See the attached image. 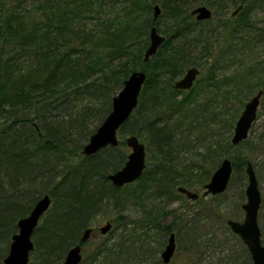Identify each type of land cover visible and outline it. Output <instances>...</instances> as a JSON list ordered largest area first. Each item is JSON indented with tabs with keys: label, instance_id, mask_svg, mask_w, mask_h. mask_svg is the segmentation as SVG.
Listing matches in <instances>:
<instances>
[{
	"label": "trees",
	"instance_id": "1",
	"mask_svg": "<svg viewBox=\"0 0 264 264\" xmlns=\"http://www.w3.org/2000/svg\"><path fill=\"white\" fill-rule=\"evenodd\" d=\"M156 5L162 9L154 20ZM198 6L220 13L243 8L235 18L199 23L190 14ZM258 14L264 15V0H0V261L17 233V222L45 195L51 205L40 220L43 225L34 231L29 264H62L90 228V220L104 208L108 213L122 209L124 197L138 201L150 190L167 202L184 199L177 192L183 185L178 179L192 176V168L183 173L173 165L178 161L174 133L184 127L174 118L197 90L192 88L176 102L173 85L168 84L171 95L166 97L162 84L173 83L184 69L200 67L201 60L206 65L207 57H214L203 82L217 98L228 102L231 96L238 99L242 89L253 88L264 98V76L253 80L263 63L221 82L217 75V57L223 60L236 53L244 63L251 46L264 44V20L259 28L254 19ZM163 20L164 30H159ZM152 27L165 41L144 63ZM213 39L216 56L209 47ZM198 48L202 55L197 59ZM229 50L233 53L227 54ZM136 71L145 74V82L136 109L118 134L131 133L142 144L149 142L153 163H146L135 183L116 189L107 177L126 162L125 139L90 157L81 152L94 132L87 129L90 121L101 125L112 99ZM226 80L235 84L225 85ZM199 107L201 127L217 122L228 132L234 128L236 113L224 121L207 102ZM200 133L206 140V131ZM224 144L218 142L215 150L208 147L207 153L218 154ZM231 159L233 171H243L248 163ZM157 220L152 211H143L140 223L153 230ZM108 223L125 229L128 221L118 215ZM160 231L172 233L167 224Z\"/></svg>",
	"mask_w": 264,
	"mask_h": 264
},
{
	"label": "rangeland",
	"instance_id": "2",
	"mask_svg": "<svg viewBox=\"0 0 264 264\" xmlns=\"http://www.w3.org/2000/svg\"><path fill=\"white\" fill-rule=\"evenodd\" d=\"M233 11L234 8L231 7L225 10L224 13L215 14L213 22L229 18ZM263 18V14H258L254 17L260 23L257 24L259 28L263 26ZM91 24L93 22H90L87 27H90ZM157 25L159 30H164V20ZM209 47L213 56L218 55L214 39L210 42ZM197 51H199V48L196 49L194 54L195 56L197 55L198 59L199 57L201 58L202 54L199 53L198 55ZM246 52L247 54L243 57L244 63L239 61L241 58L240 56H236V53L230 58H223V60L221 56L217 57L219 59L218 64L220 65L217 75L220 82L226 78L232 79L236 74L244 73L246 68H251L256 63L263 64L260 67L261 70L253 80H257V76H264V44L256 43ZM231 53H233V50L227 52V54ZM208 58H210L208 64H202L204 61L201 60L200 67H198L201 74L195 83V87H193L197 90V93L194 91L193 95L190 96L191 103L187 107L185 106L180 113H177L174 118V120L180 119L184 127L179 128L174 133V141H176L174 145L176 147L175 157H177L176 160L178 161L174 162L173 165L177 171L179 170L183 173L187 169L192 168V176H181V179H178V183L183 184L181 185L182 187L196 192L199 195V199L197 201H189L186 198H180L167 202L165 198L158 199L153 196L150 190L138 201L124 197L122 209L115 210L111 208L108 213L106 208H104L90 220L89 227L96 230L91 233L90 239L82 245L83 258L80 264H163L160 255L167 244L169 233L166 234L160 231V228H163L166 224L169 226L171 232L175 234L176 238V250L170 264H252L245 245L238 236L230 231L226 223L229 220L242 222L244 218L241 207L246 203L244 195L247 185V176L244 172L245 167L243 171H233L224 193L216 196H203L204 185L209 182L212 174L221 162L224 159L232 162L231 158L235 157L244 159L250 163L255 173L261 196L257 224L261 233V244L264 246L263 94L257 110L256 120L249 130L247 139L241 145L237 147L231 146L230 140L233 129L231 132H228L227 129L222 128L217 122H208L209 124H206L205 128L201 127L200 124L203 123L204 116L199 118V115H202L199 106L204 102L210 104L212 112H215L224 121H228V117L236 113L237 116L232 123L233 125L237 121L244 105L258 92V89L254 90V88L251 92L242 89L238 99L231 96L228 102L223 97L217 98L216 91L206 88L203 82L207 75L208 65L214 62V57ZM207 59H204L205 62ZM194 61L198 62L196 59ZM186 70L187 68L183 70L182 74L174 77L173 81L178 80ZM168 81V83L166 81V83L162 84L166 97L171 95L168 84H174L172 80ZM228 83L230 85L235 84L232 81H224L225 85ZM224 91L225 89L220 90V94ZM175 93H178L175 101L180 102L186 96L184 93L187 92L180 93L175 91ZM228 111L229 114L227 115ZM209 112L211 111L208 110L207 113ZM197 118L198 120L196 121ZM1 119L2 116L0 117ZM206 119L207 121L210 120L207 118V114ZM90 122L87 129L95 132L96 128L100 125H97L94 121ZM202 130L206 131V140L201 138L202 133L200 131ZM127 136H129V133L122 135L120 132L118 134V138L121 141ZM220 141L226 144L218 151V154L211 155L207 153L208 147L212 146V149L215 150V146ZM143 145L146 149V163L148 167H151L149 165H152L153 162H150V155L152 154L151 152L149 153V150H151L150 143L144 142ZM124 151L126 155L130 153L129 149H125ZM204 171L206 174L203 173ZM109 174L111 175L112 173L109 172ZM46 187L49 188V186ZM143 211H152V213L158 216L157 227L153 230L145 228L140 223ZM164 212L167 214L164 215ZM118 215L123 216L128 221L125 229H118V226L113 225L108 234L105 236L100 235L98 228L102 227L106 222H111V219ZM40 220L39 226L43 225V222ZM154 222L156 223V220ZM32 242H34V236H32ZM99 251H101L100 255L98 254Z\"/></svg>",
	"mask_w": 264,
	"mask_h": 264
},
{
	"label": "water",
	"instance_id": "3",
	"mask_svg": "<svg viewBox=\"0 0 264 264\" xmlns=\"http://www.w3.org/2000/svg\"><path fill=\"white\" fill-rule=\"evenodd\" d=\"M240 9L241 6L234 11L233 15ZM159 14V7H154V20L157 19ZM192 14L196 15L197 21L209 20L211 17V12L206 7H199L195 9ZM164 41V37L157 33L155 27H152L149 31V46L143 55L144 63L148 62L149 59L157 53ZM197 75L198 72L195 68L189 69L186 74L175 83L174 89L177 91H189ZM144 82L145 74L141 71L131 73L124 81L121 90L112 99L110 113L96 129L94 134L90 136L87 144L83 147L81 152L83 156L90 157L107 147L115 148L118 146L117 133L136 109ZM262 94V91H258L244 105L241 114L235 122L233 135L230 141L231 146L237 147L247 139L249 130L256 120ZM124 143L130 150L126 162L120 170L107 177V180L116 189H121L126 185L135 183L141 178L146 168L145 147L139 142L138 138L134 135H130L126 137ZM231 174L232 164L229 160L224 159L212 174L209 182L204 185L203 196H216L224 193ZM245 174L247 176V185L245 188L246 203L241 207L244 212V219L242 222L229 220L227 221V226L245 245L252 264H264V246L261 244V233L257 224L261 196L255 173L250 163H247L245 166ZM177 192L189 201H196L199 198L197 193L183 187L177 188ZM50 205V197L48 195L43 196L35 203L31 212L17 222V233L12 236L7 255L0 261V264H29L30 254L34 249L32 236L39 220L48 211ZM111 228V224L107 222L99 229L100 235L105 236L110 232ZM90 235L91 229H86L80 238V244L75 245L67 252L62 264L81 263V244L86 243L90 239ZM175 250V235L171 233L160 255L163 264L170 263Z\"/></svg>",
	"mask_w": 264,
	"mask_h": 264
},
{
	"label": "flooded vegetation",
	"instance_id": "4",
	"mask_svg": "<svg viewBox=\"0 0 264 264\" xmlns=\"http://www.w3.org/2000/svg\"><path fill=\"white\" fill-rule=\"evenodd\" d=\"M156 6H158V5H156ZM156 6H154V7H156ZM159 7V6H158ZM199 7H206V6H198V7H195L194 9H192L191 11H190V14H191V16L194 18V20L196 21V22H199V23H204V22H206V21H210L211 19H213L214 18V16H215V14H219L220 12L219 11H217V12H214V11H212L210 8H208V7H206L210 12H211V17H210V19L209 20H205V21H197L196 20V15H193L192 13H193V11L195 10V9H197V8H199ZM240 7V6H239ZM238 7V8H239ZM238 8H236V9H234V11L235 10H237ZM242 6H241V9L235 14V15H233V13H234V11L231 13V18H235L236 16H238L239 15V13L242 11ZM159 10H160V14H161V7H159ZM159 14V15H160ZM154 16V15H153ZM159 17V16H158ZM157 17V18H158ZM154 19V18H153ZM160 35V34H159ZM164 39H165V37H164ZM163 45V44H162ZM189 69H191V68H188L185 72H184V74L178 79V80H180L185 74H186V72L189 70ZM196 70H197V72H198V75L196 76V78H195V81H194V83H193V86H192V88L195 86V83L197 82V80H198V78H199V76H200V74H201V71L198 69V68H195ZM216 78V77H215ZM177 80V81H178ZM177 81H175V83L177 82ZM175 83L173 84V89H174V85H175ZM191 88V89H192ZM213 89V88H212ZM175 90V89H174ZM250 100V99H249ZM261 100V99H260ZM234 126H235V124H234ZM233 130H234V128H233ZM232 135H233V133H232ZM232 138V137H231ZM231 141V140H230ZM230 161V160H229ZM232 164V163H231ZM246 166V165H245ZM232 172H233V170H232ZM244 172H245V168H244ZM232 175V174H231ZM231 178V177H230ZM244 195H245V191H244ZM199 199V198H198ZM197 199V200H198ZM196 200V201H197ZM244 213V212H243ZM244 219V218H243ZM243 221V220H242ZM105 225V224H104ZM103 225V226H104ZM102 226V227H103ZM101 228V227H100ZM100 228H98V231H99V229ZM88 229H91V233L93 232V231H95L96 229L95 228H92V227H90V228H88ZM171 234V233H170ZM169 234V235H170ZM81 254H82V248H81ZM82 258H83V256H82ZM170 264V263H169Z\"/></svg>",
	"mask_w": 264,
	"mask_h": 264
}]
</instances>
